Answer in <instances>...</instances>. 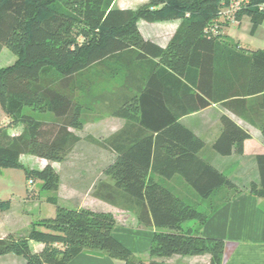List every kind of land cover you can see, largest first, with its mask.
Listing matches in <instances>:
<instances>
[{"label":"trees","instance_id":"16d2710c","mask_svg":"<svg viewBox=\"0 0 264 264\" xmlns=\"http://www.w3.org/2000/svg\"><path fill=\"white\" fill-rule=\"evenodd\" d=\"M230 1L149 0L134 10L115 7L114 0H0V51L6 47L15 56L0 67V107L8 125L23 127L17 135L0 127V170L20 169L38 179L42 190L56 193L60 178L52 163L64 161L81 140L75 131L95 116L125 118L130 123L117 133L90 141L116 152L103 171L114 187L103 186L107 197L114 188L130 196L138 223L151 230L148 264L202 254L210 255V264H221L224 240L184 223L203 225L216 210L212 195L233 183L199 155L204 140L179 120L220 104L257 126L264 144V50L239 47L220 25L214 34L205 31ZM243 15L253 34L264 19V0H244L234 20ZM138 20L179 24L161 47L142 36ZM79 25L84 31L76 34ZM219 121L212 149L222 156L242 154L249 133L225 114ZM22 155L47 163L27 168ZM256 162L258 181L249 192L264 198V154ZM174 177L195 192V204L167 182ZM47 201L54 215L34 220L26 235L0 237V256L14 254L24 264H68L93 251L124 264H145L114 237L111 212L68 208L55 195ZM207 201L210 206L200 210ZM31 241L42 248L32 250Z\"/></svg>","mask_w":264,"mask_h":264},{"label":"crops","instance_id":"0c3cea01","mask_svg":"<svg viewBox=\"0 0 264 264\" xmlns=\"http://www.w3.org/2000/svg\"><path fill=\"white\" fill-rule=\"evenodd\" d=\"M116 1L117 0H114L113 3L115 7L132 8L129 5L116 3ZM178 24L179 20H170L167 22H146L144 20H139L137 22L138 29L142 36L161 47L167 45L177 29ZM225 24L226 26L228 24L233 25L238 32L240 31L244 37L243 39H245L243 40L237 35L229 34L226 30L222 29L221 33H223L227 40L232 43H237L238 45L244 41L243 43L246 44L244 48L248 51L264 50V19L253 34H250L251 22L247 15H243L239 21H226ZM247 35H249V38ZM3 114L5 113L3 112ZM223 114L229 116L250 135V138L243 143L242 154L233 152L230 155L222 156L212 149L213 141L221 132L219 118ZM6 120L10 122L8 117ZM179 121L195 135L204 140L205 146L199 151V155L217 170L222 172L233 183L232 187H221L212 195V201L216 204V210L203 225L198 226V228H200V233L203 236H213L224 240V252L221 264H264V198H257L249 192L250 183L258 181L256 156L258 154H264V144L260 129L252 124L250 120L235 115L220 104H213L203 110L183 116ZM129 123L130 122L125 118L116 116H104L102 118L87 120L81 130L75 131V133L81 137V140L73 147L64 161L56 163L58 166H64L65 162H67L76 149V146L86 138H94L100 142L117 133ZM5 128L11 135L20 134L23 129L20 124H7ZM98 142H93V145L95 146L97 154L100 155L99 169L103 172L104 169L114 161L116 152L108 147L100 145ZM209 148L212 150L211 153ZM88 150L94 149L88 148ZM20 160L27 168L39 169L47 163V161L31 155H22ZM40 160H43V162L38 165ZM52 166L57 171L60 178L59 188L56 192L57 201L59 202L61 201L60 199H62L60 195L62 189L67 184L63 181L61 169L59 170V168H57L58 166H54L53 163ZM90 168V166H85V169L89 171ZM2 171H0V175ZM11 177L7 179H12ZM103 178L107 179L105 175ZM175 180L181 182L177 177L167 180V182L177 187V181ZM8 184L10 187L14 186L13 182H8ZM86 185L87 184H85L84 188L82 187V190L67 185L66 198L74 200L78 199V195L84 196L87 193ZM7 189V185L3 190L0 189V201H3L2 192ZM181 194L186 196L184 193ZM0 206V237H2L10 233L3 226L9 214L7 210L4 209V205ZM124 210L133 215L135 218L134 224H120L113 214L116 220L113 235L127 247L136 258H141L144 260L145 264H148L151 230L144 228L138 223L136 214L132 209L129 210L124 208ZM42 246L43 245L40 243L30 242V247L34 251L40 250ZM153 260L165 264H210V255H173L165 258H153ZM0 264H24V259L14 254H5L0 256ZM68 264H124V262L111 259L98 252L83 251Z\"/></svg>","mask_w":264,"mask_h":264},{"label":"rangeland","instance_id":"374dc122","mask_svg":"<svg viewBox=\"0 0 264 264\" xmlns=\"http://www.w3.org/2000/svg\"><path fill=\"white\" fill-rule=\"evenodd\" d=\"M148 1L149 0H117L116 3L127 6L129 5L135 10ZM223 8L224 4H221L220 10ZM215 22L229 34L237 35L242 39L244 38L240 31L238 32L233 25L228 24L226 26L224 17L220 15L217 16ZM82 31H84L82 26H76V34L78 32L81 33ZM247 36L249 38V35ZM243 42L244 41H242L238 46H242L244 48L246 44ZM14 60V54H12V52H10L6 47H3L0 51V67L8 66L12 64ZM104 116H95L94 118H102ZM85 117L87 119L88 117H91V114H85ZM6 119L7 116L3 114L0 107V127H5L9 124V121ZM93 144L94 143L90 141V139L86 138L76 146V149L73 151L67 162H65L64 166H58L56 162L53 163L54 166H58L57 168H59V170L61 169L63 181L68 186L76 187L82 190L85 184H87V193L84 196L78 195V199L74 200L66 198V189L68 186L65 185L60 194L62 199H60L61 201L58 203L68 208L80 206L94 210L111 211L118 219V223H125L128 225L134 224L135 218L133 215L124 210V208L129 210L132 209L129 205L132 203L131 201H133L131 197L117 188H114L116 193L112 198L106 196L107 191L103 184H108L114 187V183L109 178H103V172L99 169L100 155H98L95 151V146ZM88 148H92L94 150H88ZM209 151L210 153L212 152L210 148ZM42 162L43 160H40L38 165L42 164ZM85 166H90V171L85 169ZM0 171H2V174L0 175V189L3 190L6 185L8 188L6 191L2 192L3 201H0V205H4V209H6L9 214L4 221L5 223H3L4 228H6L8 232L16 236L26 235L30 228V224L34 220L54 215L55 207L47 201V198L54 195L57 196L55 192L42 190L38 179L26 177L20 169L3 168ZM9 177L12 179H7ZM29 180L32 181L31 184H29ZM8 182H13L14 186L10 187ZM177 182L176 190L178 192L186 195L190 193L193 195L195 193L188 185L184 186L181 182ZM189 197V202L195 204L193 196L190 194ZM202 206L207 208L210 206V202H204V205L199 206L200 210L203 208ZM184 226H190L197 230L200 224L194 220H189L184 223Z\"/></svg>","mask_w":264,"mask_h":264},{"label":"built area","instance_id":"2783aa9c","mask_svg":"<svg viewBox=\"0 0 264 264\" xmlns=\"http://www.w3.org/2000/svg\"><path fill=\"white\" fill-rule=\"evenodd\" d=\"M244 3V0H231L229 4H224V8L220 10L219 15L224 17L225 22L226 21H234V13L238 11L242 4ZM219 25L215 22L211 26H208L206 28V33L208 34H214L218 31ZM29 184L32 183L31 180L28 181Z\"/></svg>","mask_w":264,"mask_h":264}]
</instances>
